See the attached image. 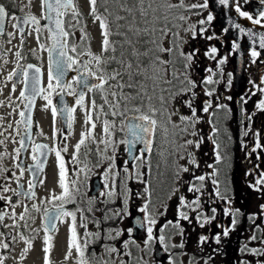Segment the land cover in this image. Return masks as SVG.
Instances as JSON below:
<instances>
[{
    "label": "snow or ice",
    "instance_id": "1",
    "mask_svg": "<svg viewBox=\"0 0 264 264\" xmlns=\"http://www.w3.org/2000/svg\"><path fill=\"white\" fill-rule=\"evenodd\" d=\"M15 0H13V3ZM31 2V0H29ZM90 5L89 15L93 18V23L99 21L101 29V47L99 53L91 51L88 46V33L84 27H80L82 35L80 37L81 44L85 47L78 51L77 44H69L68 37L74 35V31L69 29H76L81 25L80 17L82 13L79 10L77 0H41V16L37 18L35 15L29 13L23 17H13L17 20L16 24H13L14 28H18L21 33L24 29L21 25H34V31L37 33V40L40 39L44 30L48 32V39L50 44L45 45L41 43L39 46L42 50H46L48 53V85L47 88L41 87V68L36 65L28 64L26 66L17 62L16 69L10 72L7 76L8 80H12L13 77L17 78V82L24 84V89L20 92L22 101H27L25 104L26 109H31L37 96H42L47 101L45 108L51 106L53 122L59 112L65 119L66 125L69 129L72 128L75 117L74 113L76 106L85 109V125H91L86 132L81 133L80 140L74 145V152L72 154L71 163L74 165H80L82 163L80 159L81 148L87 146V141L92 140L96 143L94 130L96 128V121L93 119L95 115L96 120H99L100 115L105 117L111 115L112 117H123L121 120L120 131L125 133V138L120 143L126 144V151L130 155L132 161H134L135 172L129 173V169L125 167L123 171L127 174L125 179L121 181L122 191L117 192V178L119 172L113 171L115 168V156H107L106 152L109 146H114V141L110 139L113 136L112 129L116 127L115 121H109L107 118L103 121V133L104 138L99 143L104 144V152L101 153L99 146L97 145L96 154L99 156L96 167H100L104 161H110L108 167L104 170V190L100 192V197L103 200L99 202L107 205L108 203L115 202V198L118 196L123 197V207L116 209L114 212L111 209H95V211L102 212V218H96L94 216L93 204L97 202L96 197H90L86 203L89 205L86 208L77 206L75 211H69L65 207L66 204L76 203V193H81L80 181L78 179L80 173H84V178L87 180L88 173L91 169L88 167L86 157L89 149L84 153L85 162L83 167L74 169L73 175L77 179H70L67 176V168L65 166L64 159L61 152H67V145H64L60 149H48V145L36 144L32 141L31 137V114L26 117L24 111L20 112L21 120L17 121L18 125H24L25 132L27 133V140L32 144V160L34 164L30 166V170L33 172V176H36L43 170L44 162L41 157L46 156L45 149L49 151H55V155L58 161V184L61 188L59 195H52V201H59L60 203L53 204L51 209H44V222L43 230L45 232L44 242L45 246L43 251L44 264H50L49 253L53 248V237L49 233L58 231L57 221L64 222L65 218H70L69 224V251L65 256L67 259L71 255V251L75 248L78 253L77 264H147V261L143 257L134 258L130 245H136L139 248V244H136L134 239L123 240L121 247H117L114 243H102V252L98 253L93 248L91 254H88V248L94 245L98 241H117L124 234L125 231L131 236L134 230H144L146 232V239L144 240V248L141 251H151V245L158 242L163 245V251L169 253L168 264H183V261L178 260L177 254L170 252L173 248L183 249L185 244L183 239L178 244L169 243L172 236L168 235V230H174L173 235L184 236V228L181 225V221L190 222V213H195V218L199 222V226L203 228L206 224H210L216 219L217 209L212 207L210 209L211 215H204L202 197L205 195V181L210 180L213 186V192L207 193L209 199L213 203L217 201H223L225 207L223 214L230 216L231 225L223 226L217 225L222 229V232H218L212 238L214 242L219 245L222 237L226 238L230 232L233 231L239 222L240 210L233 209L231 207L232 201L229 194V189L225 185L224 190H221L222 181L220 165L224 164L226 160L227 145L221 141L220 134L222 131L227 132L226 128L220 126L221 120L226 119L231 109L227 104L220 103V96L215 95L217 89L215 87H209L221 83L220 79H214L217 75L223 77L222 66L227 62V56L219 58L217 60L218 49L215 46L209 47L204 56L209 60L217 61V70L214 71L211 67H206L204 71L207 75L197 83L192 78L193 61L197 56L199 49H192L185 52L184 47L190 40H194L197 37V24L189 23L190 16L192 14L200 15L204 10L209 8V0H204L203 3L188 4L186 0H88ZM245 4L249 3V0H243ZM219 5L225 8L230 6V0H218ZM261 8L256 12L255 18L248 11L241 10V4L239 0H231V5L234 6L235 12L240 16L246 18L254 25L264 26V0H259ZM100 8H103L101 13ZM193 10H199L193 13ZM188 13V15H185ZM71 15L73 24L71 21L67 22L65 17ZM8 15L4 5L0 4V34L4 33L5 17ZM40 20H45L47 23L40 24ZM214 20V16L211 11L204 19H200L197 23L199 25V35L208 40L219 39L215 33L212 35H205L209 26ZM186 25V26H185ZM229 25L238 30L239 33L246 35L255 45L258 43L260 49H264V33H256L251 28L245 29L241 27L239 23H235L229 18ZM228 27L223 28V32L227 33ZM181 32L184 35H181ZM31 34V33H30ZM9 37L14 36V33H7ZM257 36L258 41H257ZM11 41H9L10 43ZM240 49V43L233 41L231 44L232 52H236ZM72 53V55H70ZM15 55L22 59L19 51ZM260 51H257L255 47H252L250 51V57L252 63H256V59L260 57ZM87 57V59H83ZM7 62V61H5ZM107 68H111L108 71ZM19 69V71H17ZM95 69V70H94ZM29 70H32L31 72ZM70 70L77 72V75L72 77L70 81H66L65 77ZM228 79L226 81L227 87L232 86V73H228ZM92 78V79H90ZM114 82V83H112ZM253 84V87L257 88L260 92H264V87L255 85L253 81H249ZM261 84L264 85V76L261 77ZM75 85V87H74ZM200 88L201 91L209 98L215 95L216 104L213 109L212 99H207L203 102V107L200 111L206 114L208 124L211 127V134L209 139L213 144L214 163L209 164L208 167L212 169L210 173L195 175L192 179L187 181V192L192 193L194 198L189 200L185 195H178V204L176 206L177 219L167 220L159 228V235L154 236V228L158 223V216L163 217L167 210L168 205H162L164 211L157 212L155 209L150 211V207L153 206V191L150 190L151 183L144 179L145 175L151 172V153L153 151V144L155 143L157 133H159L162 141V147L164 151L158 152V155L175 156L180 154V159H187L189 165L199 167V164L194 156L193 152L188 151L189 146H193L199 149L204 142L205 137L200 136L197 131V125L202 123L204 117L198 115L197 108L194 107V101L197 93L196 89ZM30 89V91H29ZM13 91H15V83L13 84ZM56 94L60 97V107L52 104V96ZM87 93H98L101 100V104H97L95 97L91 100V106L85 105V97ZM255 94V93H253ZM75 97V105L69 106L64 100V96ZM109 96L112 97L109 100ZM227 100H232L231 96L226 97ZM241 101L247 103V100L242 96ZM2 103V102H0ZM131 105V107H129ZM179 105V106H177ZM107 106V111H105ZM180 107H186L189 109L190 114H182ZM258 110L264 111V99H261L257 104ZM123 109V110H121ZM211 110V111H210ZM223 113L221 116L220 114ZM173 117H177L174 120ZM246 119L251 120V115L246 114ZM2 119V118H0ZM11 127V125H9ZM57 130L54 128V136ZM19 134V133H18ZM4 134L0 132V136ZM243 135L247 136L248 131L245 130ZM198 137L197 139H184V137ZM179 138L182 143H177ZM7 139V137H5ZM255 143L248 153L250 156L258 149L264 150V145L260 143V133H254ZM228 140H231V136H228ZM4 144V139H0V145ZM242 147H247L241 142ZM137 145H143V148L137 149ZM25 138L20 140V148H17L16 158L19 157L21 149L26 148ZM7 153H0V157ZM128 161H125L127 164ZM17 167H20L18 164ZM141 168H146L148 173L140 171ZM24 169L21 168V176ZM190 172V168L185 165H180L174 161L173 163V177L174 182L179 183L181 180V173ZM250 174V173H249ZM15 175V174H13ZM109 175L112 177L111 187L109 188ZM134 178L145 185L143 192L137 193L144 203L139 208V211L143 213L142 217H137L132 227L125 229H108L104 232L102 229L96 232L88 231V224L92 223L100 229L102 221H112L116 219L123 220L128 213V203L131 194V189L128 188L127 181ZM19 181V177H17ZM43 184L44 181H39ZM261 185H264V172L260 173V177L256 179L254 184H250V187L256 191H261ZM19 187V184H18ZM33 188V181H29V191L23 193L24 196L29 198L35 197V192L30 191ZM13 191L16 195H20L16 190L8 187L3 188V192ZM180 189L173 187L167 196L168 200H172L174 196H177ZM81 196H86V193H81ZM0 199H7L11 204V197H4L0 195ZM15 206H13L14 209ZM33 209L39 211L37 205H32ZM260 208L264 210V204L260 205ZM28 208L25 206L24 212L20 214V219L24 220L28 213ZM80 213V227L85 229L83 235V244L79 242L77 234V213ZM88 214H93V218L89 220ZM4 213H0V223L4 219ZM15 216V211L12 213ZM249 220L255 221V215L248 217ZM5 227H18L15 220L12 225H4ZM27 227V223L25 224ZM257 230L261 231L259 237L260 245H264V230H260V226H255ZM36 231V230H33ZM103 232V234H102ZM114 233V234H113ZM3 233H0L2 236ZM20 238L25 240L27 247L23 252L27 253L32 248V241L25 238L23 234H20ZM15 240V237H11ZM249 241H257L258 237L253 234L248 238ZM209 236L201 235L198 238V246L207 243ZM0 247L7 249L9 245L7 243H0ZM123 249V251H122ZM214 252H219V248L214 249ZM241 253H249L256 257L255 264H264V247H249L248 243L239 249ZM115 254V258H113ZM179 255H185L181 252ZM128 257V260L123 257ZM24 256H21L23 259ZM213 259L209 256L204 260V264H209V261ZM0 264H3V258H0ZM189 264H194V258L189 260ZM240 264H250L247 260L240 261Z\"/></svg>",
    "mask_w": 264,
    "mask_h": 264
},
{
    "label": "flooded vegetation",
    "instance_id": "2",
    "mask_svg": "<svg viewBox=\"0 0 264 264\" xmlns=\"http://www.w3.org/2000/svg\"><path fill=\"white\" fill-rule=\"evenodd\" d=\"M201 1L202 3L204 2V0ZM239 2L241 4V10L248 11L254 16V18L256 12L261 8L259 0H249V3L247 4H245L243 0H239ZM0 4L5 6L6 12L8 13L5 17L6 21L4 33L0 34V102H2L0 103V118L10 119L8 123L5 122L0 124V132L4 134L3 136H0V139H4V144L0 145V153H7L6 155L0 157V195H3L4 197H11V204L8 203L7 199H0V213L5 214L2 223H0V233H3V235L0 236V243H7L9 245L7 249L0 247V258H3V264H44V209H51L53 204L60 203L59 201H49L51 200L52 195H59L61 192V188L58 184L59 169L57 157L55 155V151H49L48 149H60L64 145H67V152H61V155L67 168V176L69 180L77 179V177L73 175L74 169L83 167L85 162L84 153L91 149L86 157L88 167L91 169V172L88 173L89 178L85 180L84 173H80L78 177L80 181L79 186L81 188V193H86V196L82 197L81 193H76V203L66 204L65 207L67 210L75 211L77 206L86 208L89 206L86 203L87 199L90 197H96L97 202L92 205L94 209V216L96 218H102V212L95 211V209L107 208L114 212L116 209L123 207V197L118 196L115 198L114 203L110 202L107 205L99 202L104 199L103 197H100V192L104 190L103 172L110 163V161L106 160L100 167L95 166L99 160V156L96 154L97 145L99 146L101 153L104 152V144L99 143L100 140L104 138V135H99L97 132H94L96 143H93L92 140H88L87 146H82L81 148L80 159L82 163L80 165H74L71 163L74 145L80 140L81 133L88 130L85 125L81 127L83 124V122H81L82 114H85V109L76 106L74 113L75 120L72 128L69 129L66 123H64L62 115L59 112L55 117V122H53L51 106L47 109L45 108L47 101L43 99L42 96H37L35 98L31 109H26L25 104L27 101L18 99V97H20L21 90L24 89V84L17 82L16 77H13L12 80L7 79L8 74L16 69L17 62L24 66L32 64L41 68L42 82L40 86L47 88L48 53L46 50H42L39 46L41 43L45 45L51 43L48 39L47 30H44L40 39L37 40V33L34 31V25H21L24 29L23 33H21L18 28L13 27V24L17 23V20L13 17H23L24 15L31 13L39 18L42 13L41 0H31V2H29V0H15L14 3L13 0H0ZM77 4L80 12L82 13L80 20L81 22H84L86 17L81 9V6L84 4L81 0H77ZM209 11L212 12L214 20L205 35H212L215 33L219 39L208 41L202 38L199 35V25L197 26L196 39L199 46L192 42L191 46L193 47L189 48V51L194 48L199 49V52L193 61L192 78L199 84V82L207 75L204 71L206 67H211L214 71L217 70V61L209 60L204 56V52L209 47H217V60L227 56V62L222 66L224 73L223 77L220 75L214 77V79H220L221 83L209 87H215L217 89L215 95H219L221 97L219 102L227 104L231 109L230 115L226 119H222L220 123L222 128L227 129L226 133L222 131L220 134L221 141L227 145L226 160L224 164L219 166L221 168V190H224L225 185L228 187L232 201L231 207L233 209H239L241 214L235 229L230 232L228 237H222L221 243L217 245L212 239L216 233L222 232V229L217 227V225L230 226L232 218L223 214V209L225 207L223 201L213 203V201L209 199L207 193L213 192V186L211 185L210 180H206L205 195L202 197L203 212L204 215L210 216V209L215 207L217 209L216 219L201 228L199 226V222L195 218L196 214L190 213V222L181 221V225L185 230L183 238L173 235L174 230H168L167 234L172 236L169 243L178 244L181 242V239H183L185 244L183 249L173 248L170 252L176 253L178 260L183 261V264H189V260H192L193 258L194 264H204V260H206L209 256L213 257V259L209 261V264H240V261L242 260H247L250 264H255L257 259L256 257L249 253H241L239 249L246 242L249 247H264V245H260L259 243V237L262 233L255 227L256 225H259L260 230H264V210L260 208V205L264 204V185H261V191H256L250 187V184H254L256 179L260 177V173L264 172V150L258 149L250 156L248 155L255 143L254 133H260V143L264 145V111L256 108V104L261 99H264V92H260L257 88L253 87V84L249 83L251 80L255 85L264 87V85L261 84V77L264 76V54L261 53L260 57L256 59V63H252L250 57L251 49L247 51L243 72L245 82L242 88L240 83L241 77L239 74V86L236 87V71L233 63L234 52L231 50L233 40L228 38L229 32H223V28H225L223 19L227 15H230L240 19V21H244L245 23L251 22L244 17H240L235 12V8L232 5L229 11L227 8L222 6L223 13L218 14L220 22L216 21L215 14L210 8L204 10L200 15L192 14L195 18L194 21L197 22L200 19L206 18ZM87 17L92 18L89 14ZM65 21L66 28L68 21H71L74 24V20H72L70 14L65 17ZM45 23H47V21L40 20L41 25H44ZM69 31L73 30L69 29ZM9 32L14 33V36L9 37L7 35ZM9 41L11 42L9 43ZM68 42L69 44H77L78 51L84 48L81 44V40L79 41L76 38L75 32L74 35H70L68 37ZM88 46H90L89 39ZM17 51L20 52L22 59H19L15 55ZM70 55H72V53H70ZM83 59H87V57H84ZM103 67L107 68V66ZM107 70L110 71L111 68H107ZM17 71H19V69H17ZM29 71L31 72L32 70ZM228 73H232V86L230 88H228L226 84ZM68 74L69 76L66 77V81H70L72 77L77 75V72L70 70ZM14 83L15 91H13ZM195 91L197 96L194 101V107L197 108L198 115H202L204 117L203 122L197 125V131L198 134L205 137V139L199 149L189 146L188 151L194 153L199 167L197 168L193 165H189L187 159H180V154H176L174 157L168 156L167 153H165V156L163 157L158 155V152L164 151V148L162 147V141L159 133H157L155 143L153 144V151L151 153V172L148 173L146 168L140 169V171L148 173L145 175L144 179L150 181V190L153 191L152 199L154 204L149 210L153 211L155 209L157 212L164 211L162 205H168L166 214L163 217L158 216V223L154 228V236H158L160 234L159 228L167 220L175 221L177 219L175 210L178 204V195H185L189 200L194 198L192 193L187 192L188 185L186 183L192 179L193 174L201 175L212 171V169L208 167L209 164L214 163L213 144L211 139H209L211 127L207 122L209 117L206 114H203L200 109L203 107V102L207 99H212L214 109L216 99L215 95L212 98L204 95L199 87ZM227 96H231L232 100H227ZM242 96L245 100H247V103H243L241 101ZM93 97H95L97 104H101L103 102L98 93H87L85 97L86 106H91V100ZM71 98L72 96H64V100L68 103V105L72 102L71 106H74L75 101ZM108 98L111 100V96ZM59 101L60 97L54 93L52 96V104L59 108ZM106 108L107 106H105V111H107ZM21 111L25 112L26 117L29 113L31 114L32 120L30 132L32 141L36 144L48 145V149L44 150L46 156L41 157V160L44 162L43 170L36 176H33V172L30 170V166L34 164V161L32 160V144L27 140V133L25 132L24 125H18L16 123L21 120ZM180 111L182 114H190L189 109L186 107H180ZM246 114L251 115V120L245 118ZM220 115L222 116L223 113ZM105 118L109 119L107 116L103 119L99 118V120H96L94 115L93 119L96 121V127L101 126L99 123L101 120L103 122ZM122 119L123 117L120 118V120ZM173 119L177 120L178 118L173 117ZM9 125H11V127H9ZM54 128L57 130L55 132V136ZM120 128L121 122L117 131L113 134L114 136L110 137V139L114 141V146H109L106 152V155L109 157L113 155L115 156V168L113 171L119 172L116 185L118 193L122 191L121 181L124 180L127 175L123 169L127 167L129 169V173L134 174L135 172V162L132 161L130 155L126 151L127 145L120 143V141L125 138V133L121 132ZM245 130L248 131L247 136L243 135ZM228 136H231L230 141L228 140ZM5 137H7V139H5ZM22 137L25 138L27 147L21 149L19 157L16 158L15 150L20 148V140ZM197 138L198 137L190 136L184 137V139ZM241 142H243L244 145H247V147H242ZM177 143H182V141L177 138ZM143 147V145H139L137 149ZM125 161H128V163L125 164ZM174 161L180 165H185L190 168V172L181 173V180L179 183L174 182ZM18 164L20 167H17ZM21 168L24 169L22 176L20 174ZM17 177H19V181H17ZM30 180L33 181V188L30 191H33L36 194L34 198H29L23 195L24 192L29 191ZM41 180L44 181L43 184L39 183ZM111 183L112 177L109 175V188L111 187ZM127 185L128 188L131 189L127 209L129 215H126L123 220L116 219L112 221H102L100 229H98L96 225L89 223L88 231L96 232L101 229L104 232L108 229L126 230L128 227H132L134 225L137 217L143 216V213L139 211V208L144 203V199H146V197L142 199L137 195V193L143 192L145 185L137 181L134 176L132 179L127 181ZM4 187L16 190V192H19L20 195H16L13 191L3 192ZM173 187H178L180 191L177 196L172 198V200H168L167 196ZM33 204L37 205L39 211L33 209ZM13 206H15L14 209ZM25 206L29 211L26 214L25 219L21 220L20 214L24 212ZM13 210L15 211L14 217L12 215ZM85 214L88 215L89 220L93 218V214ZM251 215H255L256 217L254 222L248 219ZM14 220L18 227L4 226L12 225ZM26 223L27 227H25ZM70 223V218H65L64 222L57 221L58 231L49 233L53 237V248L49 253L50 264H77L78 253L75 248L72 249L71 255L65 259V256L69 251ZM76 223L79 242L82 245L85 229L80 227L79 212L77 213ZM253 232H255L258 237L257 241H249L248 239ZM20 234H23L25 238L32 241L33 246L27 253L23 252L27 245L25 240L20 238ZM201 235L209 236L208 242L202 245V250L201 246H198V238ZM11 237H15L16 239L13 240ZM130 238L134 239L136 244H139L140 246L139 248H137L136 245L129 246L134 258L142 256L143 259L147 261V264H168L169 253H165L163 251V245H161L158 240L151 245L150 252L147 250H140L144 248L146 232L139 229L134 230L131 236H129L127 231H125L117 241H98L88 248V254H91L93 248L98 253L102 252V243H114L117 247H121L123 240ZM217 248H219L220 251L214 252L213 250ZM181 252L185 253V255H179ZM22 255L24 256L23 259H21ZM113 258H115V254H113ZM123 259L128 260L129 258L125 256Z\"/></svg>",
    "mask_w": 264,
    "mask_h": 264
},
{
    "label": "water",
    "instance_id": "3",
    "mask_svg": "<svg viewBox=\"0 0 264 264\" xmlns=\"http://www.w3.org/2000/svg\"><path fill=\"white\" fill-rule=\"evenodd\" d=\"M209 8L215 14L216 21L220 22L219 18H218V14L223 13V12H222V6L219 5L218 0H209ZM230 8H231V3H230V6L227 7V10L229 11ZM229 18H231L233 21H235V23H239L241 25V27H243L245 29L251 28L256 33H264V26L254 25V24H251L248 22L245 23L244 21H240V19H238L234 16H230V15H227L223 19V23H224L225 27L229 28L228 38L232 39L233 41H238L240 43V49L233 53V63H234L235 71H236V87L239 86V78L238 77L240 74V77H241L240 83H241L242 88H243V85L245 82L244 77H243V72H244V63H245V57H246L247 51L249 49H252V47H255L258 51H260V53L264 54V49H260L258 46V43L254 45L252 43V41L249 39V37H247L244 34L239 33L237 29L231 27L229 25ZM241 20H243V19H241ZM216 21H215V25H216ZM4 26H5V23H4ZM258 38L259 37L257 36V38H256L257 41H258ZM68 76H69V74L66 77H68ZM66 77H65V79H67ZM41 82H42V73H41ZM240 91H241V89H240ZM71 99L73 101H75V97H72ZM71 103L72 102L69 103L70 107H71ZM62 118L64 120V123H66L63 116H62ZM138 146L139 145H137V148H138Z\"/></svg>",
    "mask_w": 264,
    "mask_h": 264
},
{
    "label": "rangeland",
    "instance_id": "4",
    "mask_svg": "<svg viewBox=\"0 0 264 264\" xmlns=\"http://www.w3.org/2000/svg\"><path fill=\"white\" fill-rule=\"evenodd\" d=\"M81 2L84 4L83 6H81V9H82V12L84 13V16L86 17V19H84V22H81V25L78 26L73 31L75 32L76 38L80 41V37H81L82 33L79 30V28L80 27H84L85 31L88 33V39L90 40L91 51L94 52V53H99L100 52V47H101V41H102L101 29H100V26H99V21H96L95 23H93V18H88L87 17L88 14H89V11H90V5H89L88 0H81ZM174 2H175V0H174ZM186 3L194 4V3H202V1L201 0H186ZM196 11H199V10H193V12H196ZM185 15H188V13H185ZM194 20H195V18L191 15L189 23L197 24V26H198V23H197L198 21L196 20L197 22H195ZM74 24H75V21H74ZM181 35L183 36L184 33L181 32ZM192 42L194 44H196L197 46H199V44L197 43V39L196 38L194 40H190L189 43L187 45H185V47H184V51L185 52H188L189 48L193 47V46H191ZM111 99H112V97H111ZM129 107H131V105H129ZM106 110H108V109L106 108ZM121 110H123V109H121ZM104 117L105 116L103 114L100 115V119H103ZM108 117H109V119H108L109 121H113V120L115 121L116 127L113 128V130H112L113 134H115V132L117 131V128L120 125V122H121L120 118L121 117H119V116L112 117L111 115H108ZM84 120H85V114H82L81 122H83V124H82L81 127H83L85 125ZM9 121H10V119H8V118L0 119V124H3L5 122L8 123ZM99 125H101V126H97L96 129L94 130V132H97L99 135H104L103 134V130H102L103 129L102 120L100 121ZM85 126L88 129L91 128L90 124L89 125H85Z\"/></svg>",
    "mask_w": 264,
    "mask_h": 264
},
{
    "label": "trees",
    "instance_id": "5",
    "mask_svg": "<svg viewBox=\"0 0 264 264\" xmlns=\"http://www.w3.org/2000/svg\"><path fill=\"white\" fill-rule=\"evenodd\" d=\"M101 13L103 12V8H100Z\"/></svg>",
    "mask_w": 264,
    "mask_h": 264
}]
</instances>
